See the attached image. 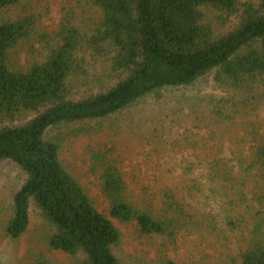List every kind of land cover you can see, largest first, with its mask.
I'll return each mask as SVG.
<instances>
[{
	"label": "trees",
	"instance_id": "1",
	"mask_svg": "<svg viewBox=\"0 0 264 264\" xmlns=\"http://www.w3.org/2000/svg\"><path fill=\"white\" fill-rule=\"evenodd\" d=\"M85 1L98 20L81 27L67 15L54 35L39 32L35 16L0 21V167L19 173L4 233L21 240L33 210L49 228L50 252L78 264H124L113 220L134 223L147 236L166 235L172 224L133 206L112 166L101 177L111 218L99 212L61 161L64 129L122 114L210 75L233 89L264 80V0ZM20 3L0 0V10ZM31 43L39 59L19 68L13 54ZM90 60L108 64L110 83L81 95ZM255 154L264 174V145ZM242 264H264V242L248 249Z\"/></svg>",
	"mask_w": 264,
	"mask_h": 264
},
{
	"label": "rangeland",
	"instance_id": "2",
	"mask_svg": "<svg viewBox=\"0 0 264 264\" xmlns=\"http://www.w3.org/2000/svg\"><path fill=\"white\" fill-rule=\"evenodd\" d=\"M20 1L18 8L0 10V21L35 16L38 31L54 35L67 15L81 27L99 18L85 0ZM38 49L36 43L20 47L13 63L26 68L39 59ZM90 64L81 95L110 83L107 63ZM64 133L61 161L99 212L111 218L101 177L112 166L133 206L172 224L166 235L147 236L134 223L112 219L121 232L116 253L124 264H242L246 251L264 242V174L255 154L264 145V80L233 89L210 75ZM18 177L0 167V264H78L47 249L49 228L33 210L22 239L6 237Z\"/></svg>",
	"mask_w": 264,
	"mask_h": 264
}]
</instances>
